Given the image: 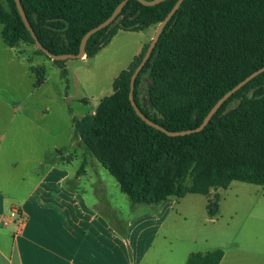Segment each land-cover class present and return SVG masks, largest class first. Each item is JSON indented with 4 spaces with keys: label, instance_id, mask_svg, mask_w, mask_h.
Segmentation results:
<instances>
[{
    "label": "trees",
    "instance_id": "trees-1",
    "mask_svg": "<svg viewBox=\"0 0 264 264\" xmlns=\"http://www.w3.org/2000/svg\"><path fill=\"white\" fill-rule=\"evenodd\" d=\"M122 1L21 0L39 41L55 55L78 54L85 34L108 19ZM8 2L11 12L0 2L5 43L18 47L26 41L36 46L15 0ZM177 2L145 6L130 0L112 25L89 39L87 57L96 56L120 30L138 32L161 24ZM36 54L48 57L39 49ZM53 62L68 81L66 62ZM138 65L132 73L122 72L115 82L117 94L106 98L95 115L73 118L76 140L118 181L133 205H158L169 197L182 199L189 194L207 196L233 182L264 187V73L227 100L203 131L170 137L147 125L132 107L131 77ZM262 67L264 0H185L141 71H151L150 99L162 120L141 107L139 77L135 101L168 131L195 129L226 93ZM31 70L35 86H42L46 68ZM246 93L251 96L244 98ZM240 98L236 108L226 111ZM219 210V197L210 200L209 216L216 218ZM109 215L124 233L115 213ZM224 255L222 249L194 253L188 264H221Z\"/></svg>",
    "mask_w": 264,
    "mask_h": 264
},
{
    "label": "crops",
    "instance_id": "crops-1",
    "mask_svg": "<svg viewBox=\"0 0 264 264\" xmlns=\"http://www.w3.org/2000/svg\"><path fill=\"white\" fill-rule=\"evenodd\" d=\"M2 33L0 24V264H188L191 254L211 252L194 238L174 241L177 225L189 215L180 203L186 196L125 212L109 194L97 193L96 184L89 188V163L78 157L82 147L74 125L65 152L51 158L49 151L44 158L28 159L31 168L19 169L18 139L36 122L27 113L30 100L47 82L46 74L45 83L36 87L31 68L43 66L48 72L57 65L53 60L33 64L25 51L7 45ZM241 240L212 250L224 251L221 264H264V256L248 258Z\"/></svg>",
    "mask_w": 264,
    "mask_h": 264
},
{
    "label": "rangeland",
    "instance_id": "rangeland-1",
    "mask_svg": "<svg viewBox=\"0 0 264 264\" xmlns=\"http://www.w3.org/2000/svg\"><path fill=\"white\" fill-rule=\"evenodd\" d=\"M0 2L7 11H12L8 0ZM159 25L155 24L138 32L120 30L96 56L89 58L86 55L83 59L65 61L69 69L68 81L62 76L59 66L49 67L46 84L30 100L31 106L27 110L36 122L30 124V129H23L18 139L21 171L24 166L26 170L31 168L28 159L44 158L49 151L53 154L50 155L52 158L57 156L58 150H67L71 127L74 125L73 118L81 120L88 115H95L106 98L117 94L116 80L124 71L132 73L141 61L146 47L151 44ZM109 36L108 33L106 38ZM18 45L19 50L25 51L34 60L33 64L43 65L42 62L38 64L37 60L48 61L47 63L52 61L51 58L37 55L38 48L26 41H21ZM138 77V101L141 107L152 118L162 120V113L156 110L150 99V86L153 82L150 69L140 73ZM250 96L251 93L243 95L244 98ZM240 101L241 98L232 101L226 111L236 108ZM80 143H77L82 147L78 151V157L89 163V188L93 183L96 184L97 193L109 194L125 212L143 207L144 205L132 204L128 195L121 192L117 181ZM216 197H219L220 210L218 216L210 221L207 214L208 203ZM180 203L181 208L189 215L186 222L177 225L175 242L178 240L181 243L185 242L181 239L194 238L199 242L203 241L204 246L212 251L219 246H232L235 239L240 237L248 258L264 256V187L233 182L228 189L212 190L207 196L187 195ZM104 210L111 213L109 207ZM235 236L238 237L234 238Z\"/></svg>",
    "mask_w": 264,
    "mask_h": 264
},
{
    "label": "water",
    "instance_id": "water-1",
    "mask_svg": "<svg viewBox=\"0 0 264 264\" xmlns=\"http://www.w3.org/2000/svg\"><path fill=\"white\" fill-rule=\"evenodd\" d=\"M130 0H123L114 10V12L112 13V15L106 19L104 22H102L100 25H98L97 27L91 29L90 31H88L85 36L83 37L82 41H81V45H80V51L78 54H61V55H55L52 54L51 52H49L44 46L43 44L39 41L28 17L27 14L25 12V9L22 5L21 0H15L16 6L18 8L19 14L27 28V30L31 33L33 39L35 40L36 43V47L41 50L43 53H45L48 57H50L53 61H67L70 59H83L86 56V46L87 43L89 41V39L95 35L96 33L106 29L107 27H109L110 25H112V23L114 21H116V19L120 16V14L122 13L123 9L125 8V6L128 4ZM140 3H142L145 6H156L166 0H137ZM185 0H178V2L176 3V5L173 7V9L170 11V13L165 17V19L163 20V22L159 25L157 32L151 42V44L149 45L141 63L138 65V67L136 68V70L134 71L132 77H131V84H130V101L132 104V107L134 108L136 114L138 115V117L143 120L147 125L160 130L161 132L165 133L166 135L170 136V137H179V136H185V135H190V134H195V133H199L201 131H203L208 124L210 123V121L212 120V118L217 114V112L223 107V105L225 104V102L227 100H229L236 92H238L240 89H242L246 84H248L249 82H251L253 79H255L257 76H259L260 74L264 73V67L260 68L259 70L255 71L254 73H252L251 75H249L246 79H244L242 82H240L236 87H234L232 90H230L228 93H226L215 105L214 107L211 109V111L209 112V114L206 116V118L204 119L203 123L195 129H191V130H186V131H177V132H171L168 131L167 129H165L164 127H162L161 125H159L158 123L154 122L153 120H151L147 115H145L141 109L139 108V106L137 105L136 101H135V97H134V92H135V84H136V80L138 78V76L140 75L141 71L144 69L145 65L147 64V62L150 60L166 26L169 24V22L172 20V18L174 17V15L177 13V11L180 9L181 5L184 3Z\"/></svg>",
    "mask_w": 264,
    "mask_h": 264
},
{
    "label": "built area",
    "instance_id": "built-area-1",
    "mask_svg": "<svg viewBox=\"0 0 264 264\" xmlns=\"http://www.w3.org/2000/svg\"><path fill=\"white\" fill-rule=\"evenodd\" d=\"M12 216H16V210L15 209L12 211Z\"/></svg>",
    "mask_w": 264,
    "mask_h": 264
}]
</instances>
